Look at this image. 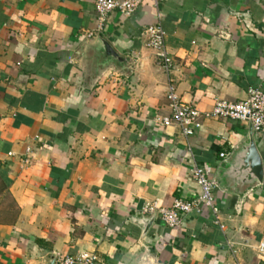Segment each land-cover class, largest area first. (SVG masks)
Masks as SVG:
<instances>
[{"label":"crops","instance_id":"crops-1","mask_svg":"<svg viewBox=\"0 0 264 264\" xmlns=\"http://www.w3.org/2000/svg\"><path fill=\"white\" fill-rule=\"evenodd\" d=\"M95 2L0 0V264H264V178L232 176L251 125L203 119L184 138L159 122L170 86L201 112L264 92V0H146L102 27ZM157 25L169 70L148 47ZM196 167L218 219L142 213L196 200Z\"/></svg>","mask_w":264,"mask_h":264},{"label":"built area","instance_id":"built-area-1","mask_svg":"<svg viewBox=\"0 0 264 264\" xmlns=\"http://www.w3.org/2000/svg\"><path fill=\"white\" fill-rule=\"evenodd\" d=\"M146 0H96L95 10L99 16L100 27L107 17L113 12H119L125 17L132 16L139 6ZM156 2V0H151ZM148 47L157 52L163 67L169 70L171 60L165 47V32L160 25L149 27L146 30ZM167 100L171 110L170 117L159 120L164 127L175 126L184 138H190L202 128V120H232L251 125L256 134H264V92L259 88H250L247 98L238 103L217 101L209 112H201L191 104L183 102L170 86ZM224 155H222L223 157ZM194 179L200 188L196 200L184 202L176 200L172 207H160L157 203L147 205L143 214L159 215L162 221L172 229L183 225L184 217L192 213H200L202 208H208L217 217L218 210L215 206V189L217 184L210 179L204 169L196 167L193 171ZM259 251L264 252V241L259 246ZM56 264H97V257L89 254L65 256L56 260Z\"/></svg>","mask_w":264,"mask_h":264},{"label":"water","instance_id":"water-1","mask_svg":"<svg viewBox=\"0 0 264 264\" xmlns=\"http://www.w3.org/2000/svg\"><path fill=\"white\" fill-rule=\"evenodd\" d=\"M106 55L118 58L116 53L109 47L105 46ZM238 165L232 171V176L238 180L244 177L245 181H257L258 183L263 182L264 170L261 156L259 154L258 147L256 145L253 131L251 129L248 141L243 148V152L238 158ZM154 218V215L152 216ZM147 220H144V222ZM50 264H55L52 261Z\"/></svg>","mask_w":264,"mask_h":264}]
</instances>
